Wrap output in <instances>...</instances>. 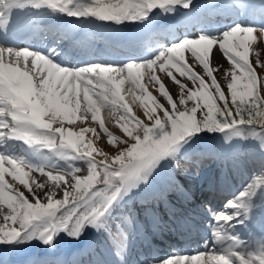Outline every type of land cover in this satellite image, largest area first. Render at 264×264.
I'll return each mask as SVG.
<instances>
[{
    "label": "snow or ice",
    "instance_id": "6c2138e0",
    "mask_svg": "<svg viewBox=\"0 0 264 264\" xmlns=\"http://www.w3.org/2000/svg\"><path fill=\"white\" fill-rule=\"evenodd\" d=\"M252 3L225 7L247 9ZM258 3L254 11L259 9L264 18V0ZM192 4L193 0H0V32L7 35L13 12L26 8L119 25L143 22L154 9L171 12L177 6L189 9ZM258 40L264 41V27L234 24L217 35L174 38L148 59H130L122 65L87 63L77 68L60 66L49 54L30 47L0 44V245L40 239L50 246L60 231L80 239L87 228L109 236L115 228L124 237L123 227H132L137 219L133 212L137 200L145 206L152 202L168 206L172 191L188 197L173 174L179 173L181 147L202 131L226 133L225 139L236 136L255 141L248 158L264 173V60L259 53L255 65L249 59ZM54 51L49 49V53ZM217 52L230 63L224 70L226 91L216 75L222 65L213 67ZM157 73H164L178 88V103ZM145 74L167 106L148 93L149 103L143 104L146 119L131 116L134 124L130 127L120 123L131 113L127 104H121L124 112L117 121L121 136H114L100 121L109 145L115 142L113 155L95 147L86 135L99 139L95 127H80L78 132L65 127L86 121L89 113L97 121V101L108 102L110 96L111 104L123 101L121 86L126 81L146 91L141 83ZM178 77L186 78L191 86ZM157 109L162 110L163 119ZM8 141H20L39 153L47 149L69 166L57 168L56 175L45 172L43 165L8 154ZM72 161L81 162L84 171ZM25 169L38 170L48 179L34 182L33 187ZM165 172L170 181L161 185L159 178ZM6 175L24 190L9 184ZM58 191L62 198H57ZM258 196L264 197V175L227 201L225 208L231 212L215 211L210 203L203 206L212 217L207 251L145 258L143 264H264V242L250 248L232 231L236 223L250 218ZM116 255L118 264H127L122 244H117ZM91 264L108 262L98 256Z\"/></svg>",
    "mask_w": 264,
    "mask_h": 264
},
{
    "label": "rangeland",
    "instance_id": "374dc122",
    "mask_svg": "<svg viewBox=\"0 0 264 264\" xmlns=\"http://www.w3.org/2000/svg\"><path fill=\"white\" fill-rule=\"evenodd\" d=\"M248 2H254L247 8L249 10H253L251 12L252 14L259 12V9L254 11L255 8L260 6L258 0H193V4L189 9H184L179 6L174 8L171 12H163L160 9H154L152 13L149 14L148 19L143 22H125L119 25L107 24L103 22V24L109 25L112 28V31H116V34H98L94 31L87 30L84 31L79 37L74 38L73 42H76L77 40L80 41V43L78 42V46L80 47L77 48V51L81 54H84L86 57L85 61L75 64L74 67H71L66 63L64 64L58 62V58L52 57L53 53L49 54V50L46 48L41 52L49 54L50 58L53 59V61L58 65L68 68H77L87 63L122 65L123 63L129 62L130 59H148L154 55L155 49L161 45L168 46V44L174 38L182 39L184 37L194 36L197 33H204L209 36L217 35L220 32L227 30L234 24H251L256 27H264V18L260 17V15L252 17L249 15H244L247 9H238L237 7H230L226 10L219 9L224 5H239L241 3ZM233 14L235 15L233 16ZM65 17L67 16L65 15ZM155 30H158L157 33L149 38L150 34ZM51 31L52 30H50L48 27H45L38 32L42 34H45L46 32L47 35L54 34L51 33ZM15 37L18 38V35ZM58 37L59 36L55 35V38ZM0 44H2V41H0ZM99 44L100 46H98ZM7 46L30 47L24 44L22 45L13 43L8 44ZM36 46H38V44ZM33 49L39 51L37 48ZM71 52L76 51L72 50ZM257 53H259L260 59L264 60V41L258 40L254 42L252 49H250L249 59L253 65L256 64ZM99 55H102L105 59L109 60L99 61L95 58ZM115 58L118 59L116 60ZM217 65H222L216 75L222 88L226 91L227 81L224 77V70L230 68V63L223 59L219 52L215 54L213 60V67H216ZM195 67L197 71L203 74L202 68H200L198 65ZM157 75H159L164 81L170 92L173 94L174 100H177L178 103V88L168 77H166L164 73H157ZM178 78L191 86V82L187 81L186 78ZM141 83L146 86V91L144 92H141L139 88H136L130 82L126 81L125 84L121 86L120 93L124 97V100L117 104H111V96L108 102H104L102 100L97 101L96 106L100 108V112L98 114L99 119L102 117V114L110 119H120L121 114L124 112L121 104H127L131 109V113L129 114V117L126 118V120L121 121L126 122L130 127L133 126L134 122L131 120V116H135L137 118L136 113L139 106H143L144 103H149L146 99L148 95L147 87L149 84L152 86V84L148 82L147 74H145ZM137 97H142L143 100L137 99ZM154 97H156L159 103L167 106V101L164 97L160 96L158 91ZM115 99L118 100L119 98L116 97ZM93 100L96 101L97 98L94 96ZM189 106H191V102H189ZM178 107L181 109L183 108V106H180L179 104ZM118 111H122V113ZM157 114H159L163 119L162 110L157 109ZM89 117H91L90 113ZM55 126L56 125H54V127ZM65 127L71 128L67 124H65ZM102 136L106 137L104 134ZM243 142L244 144L242 145H235L228 142V139L222 137L216 138L210 142L201 138L199 140L198 138H194L190 139L188 143H185L181 147V158L178 169L179 173L177 175H173L175 183L183 185L184 191L188 193V197H185L179 192L172 191L169 195L170 204L168 206H162V204L156 205L155 202L145 206L143 204L139 205V201H137L133 206V212L135 216H139V219L142 220L140 224H142L152 221L150 218L153 211L156 213L157 217L160 216L163 218L164 216L160 214L161 210L168 211L171 209L174 213L175 221H178L179 218L181 220L185 219V221L186 219L190 218L197 219L198 222L196 225L191 224L187 225L186 227H189V229L193 228L197 233L200 234V236L194 239L196 241H193L188 245L184 244V242H188L190 237L185 235L183 242L178 244V241L177 246L167 245L163 250L161 249V246L157 248L154 247L151 249L148 255H146V251H143L144 254L142 256L137 255L139 261L138 264H143L145 258L163 259L174 255H190L207 251L206 244H208V241L211 240V231L209 226L212 223V217L204 210L203 206L207 203H210L212 209L215 211L231 212V209L225 208L227 201L238 195V193L242 191L244 187L247 186V184L251 183L253 179H259L262 175H264V173L260 171L259 165L257 164L256 166V164H253L248 158L249 151L253 145H251V142L247 138H244ZM41 150H43V152H47L45 153L46 155L50 152L47 149ZM184 155H187V157L183 158ZM21 156L25 157L26 155L19 153L16 154V157L22 158ZM71 163L80 165L82 171H84L85 166H83L81 162L72 161ZM66 165L67 166L65 167H62L59 164L54 166L46 164L43 166L45 172L52 171L57 173V168L61 170L68 168L69 164L67 161ZM5 167L7 168L9 166L5 165ZM61 172L63 173V171ZM35 173L37 174L35 182L43 183L48 179L46 176L41 175L38 170H35ZM221 173L224 175V179L226 181L225 188H231L230 190L227 189L223 198L214 200L209 197L205 191L203 194L197 195L195 201L191 200L190 193L185 187V182L189 180L185 181V178L190 179L193 184H197L198 191L200 187L198 180L205 178L207 179L209 176H216L217 174ZM161 181H163L164 184L169 183L170 176L168 172H165L161 175L159 182ZM49 183H51V181H49ZM12 185L19 187L20 190L24 189L22 185L18 184V182ZM180 195L185 197V204L182 202V200L178 199L177 196ZM59 198H62V195ZM188 204H191V206L188 207ZM250 214H252V219L249 218L248 220H245L243 224L236 223L232 231L237 237H239L250 248H252L264 242V234H260V230L256 232V228H264V197H257V204L252 209ZM162 220L163 219H161V221ZM91 234V228H87L84 234L80 237L79 241H82L88 237L89 241L92 242L93 237ZM205 238H207L206 242L204 241ZM66 239L70 242L74 240V238H72V236H70L67 232L60 231L55 235L53 240L54 242H59ZM35 241H39L42 244V249L39 250V252L41 251L45 254L53 255V249L50 248L49 245L45 246L46 244H44L40 239H32L31 241L23 244L33 245ZM202 245L205 247L204 249H202ZM3 248L4 245H0V249ZM92 250L95 252L96 249L93 247Z\"/></svg>",
    "mask_w": 264,
    "mask_h": 264
},
{
    "label": "bare ground",
    "instance_id": "6f19581e",
    "mask_svg": "<svg viewBox=\"0 0 264 264\" xmlns=\"http://www.w3.org/2000/svg\"><path fill=\"white\" fill-rule=\"evenodd\" d=\"M219 9L226 10L227 8L224 5ZM252 11L253 10L247 9L244 15H249L250 17L260 15V12L252 14ZM234 15L235 14H233V16ZM45 27H48L50 30H52L51 33L54 34L47 35L46 32L45 34L38 32ZM11 29L14 35H18V38L15 40V36H13V38L10 40H5L2 38L0 33L2 45L7 46L8 44L12 43L22 45L24 44L42 51L47 46L46 43L49 42L47 50H55L52 57L58 58V62L64 64L66 63L71 67H74L75 64L79 62L85 61L86 57L84 54H81L77 51V48L80 47L78 46V43L73 42L70 44V46H68L67 42L70 40V37L77 38L87 30L94 31L98 34H116V31H112V28L109 25H105L100 21H78L76 18H67L64 14L54 13L49 9L35 10L31 8H26L23 11L16 10L13 12V25L10 27V30ZM27 34H30L31 38L26 39L22 37L23 35ZM55 35L59 37L55 38ZM57 41H59V43H57ZM37 44L38 46H36ZM98 46H100V44ZM72 50L76 52H71ZM95 58L99 61L109 60L105 59L102 55L96 56ZM118 58L115 59L117 60ZM156 92L157 89H154L149 84L147 87V93H151L154 96ZM118 112L122 113V111ZM143 113V106H139L136 113L137 118L144 120L145 117ZM118 120L120 119H110L102 114L100 119L93 122L88 114V119L86 121L81 122L80 120H77L75 124L69 126L75 132H78L80 127H95L99 133V139L93 137L91 133L86 135L94 140L95 147L100 148L109 155H113L116 148L115 142L109 145L108 137L99 128V124L100 121H103L105 127L108 128L109 131H112L114 136H121L122 130L119 128L117 123ZM120 123H125L127 126H129L126 122L121 120ZM103 134L106 137H103ZM5 151L15 157L17 153L26 155L25 157L21 156L22 159L33 165L49 164L54 166L59 164L62 167L67 166L65 160L55 157L51 152L46 155L45 153L47 152H43V150H41L43 153H39L36 150L27 147L20 141H8V147L5 148ZM45 156L48 157L47 161L44 160ZM96 158L102 159L100 156H97ZM25 171L29 172L26 179H28L30 184H32L34 187L37 174L35 171H29L27 169H25ZM52 173L53 175L57 174L56 172ZM59 174L63 173L61 172ZM5 179L9 184L16 183V181H13L9 175H6ZM205 179L198 180L200 187L197 191L198 185L193 184L190 179L185 178V181L189 180L185 182V187L190 193L191 200L195 201L197 195L203 194L205 191V193H207L212 199H221L225 196L227 189H231L230 187L225 188L226 181L222 173L217 174L216 176H209L206 180ZM159 183L161 185L164 184L163 181ZM61 195L62 192L58 191L57 198H59ZM177 197L178 199L182 200L184 204L186 203L184 196L180 195ZM140 204L141 203L139 202V205ZM161 204L162 206H165L163 203ZM187 206L190 207L191 204H188ZM151 214V222L140 224L142 220L139 219V216H136L137 219L132 227H123L124 237H122L120 231L115 228H113L111 236L108 234L101 235V233L91 228V235L93 237L92 242L89 241L88 237L82 241H79V239H74L72 242L68 241L67 239L61 240L59 242H54L53 240L52 244L50 245V248L53 249V255H48L41 251L39 252V250L42 249V244L39 241H35L33 245H26L23 243L4 245V248L0 249V264H91V261L98 256H102L108 262V264H118L119 257L116 255L117 244H122L127 257V264H138L139 261L137 255L142 256L144 254L143 251H146V255H148L151 249L154 247L157 248L161 246V249L163 250L167 245L177 246L178 241V244L183 242L185 235L190 237L188 242H184V244L188 245L189 243L196 241L194 239L200 236V234L197 233L193 228L189 229V227H186L187 225L191 224L196 225L198 222L197 219L190 218L186 219L185 221V219L181 220L179 218L178 221H175V216L171 209L168 211L161 210L160 214L164 216L163 218L160 216L157 217L154 211ZM153 214H155V218ZM161 219L164 221H161ZM250 219H252V214H250ZM257 231H259L260 234H264L263 227L261 229L256 228V232ZM206 239L207 238L204 240L205 242ZM93 247L96 249L95 252L92 250ZM204 248L205 247L202 245V249Z\"/></svg>",
    "mask_w": 264,
    "mask_h": 264
},
{
    "label": "trees",
    "instance_id": "16d2710c",
    "mask_svg": "<svg viewBox=\"0 0 264 264\" xmlns=\"http://www.w3.org/2000/svg\"><path fill=\"white\" fill-rule=\"evenodd\" d=\"M226 133H219V132H207V131H202L200 133H198L197 135L193 136L191 139L194 138H198V140L201 138L203 140H208V142L215 140L216 138H225ZM243 137H236L233 136L230 139H228V142H230L231 144H235V145H242L244 144L243 142ZM249 141L251 142V145H255V141L249 139Z\"/></svg>",
    "mask_w": 264,
    "mask_h": 264
}]
</instances>
